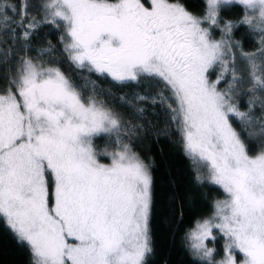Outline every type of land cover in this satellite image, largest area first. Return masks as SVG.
<instances>
[{
    "label": "snow or ice",
    "instance_id": "1",
    "mask_svg": "<svg viewBox=\"0 0 264 264\" xmlns=\"http://www.w3.org/2000/svg\"><path fill=\"white\" fill-rule=\"evenodd\" d=\"M230 2L204 0L196 15L179 0H35L37 19L28 0L19 7L0 0V217L26 242L33 264H145L152 251L148 165L123 142L116 114L54 66L50 44L29 55L41 23L62 27L63 51L80 69L164 83L185 154L224 193L210 217L191 222L189 249L201 264H264V0H235L245 13L238 23L262 34L256 51L240 52L253 93L246 111L233 102L243 83L234 55L241 45L230 38L237 22L220 25V6ZM10 39L26 42L22 55ZM113 132L102 163L93 138ZM255 140L261 146L251 153ZM213 230L225 240L222 254L207 246Z\"/></svg>",
    "mask_w": 264,
    "mask_h": 264
},
{
    "label": "trees",
    "instance_id": "2",
    "mask_svg": "<svg viewBox=\"0 0 264 264\" xmlns=\"http://www.w3.org/2000/svg\"><path fill=\"white\" fill-rule=\"evenodd\" d=\"M7 2L17 7L21 4V0ZM179 2L196 15H201L205 8L204 0ZM28 3L31 5L30 15L41 19L43 14L35 10V0H28ZM244 14L243 6L237 5L235 0L227 4L222 3L219 10L221 27L225 21L237 22L230 33V38L241 45L240 48L234 49V55L236 72L238 76L243 77V83L237 85L233 101L240 111L247 110L248 101L253 95L248 91L252 86L249 69L247 63L240 57V52L256 51L260 47L262 35L258 30L238 23ZM12 27L18 32L22 31L16 25ZM62 31V27L41 23L31 40L27 42L32 49L29 55L36 56L37 50L46 49L50 44L54 49L52 58L57 61L54 66L60 67L75 85L85 89L82 92L85 97L94 94L97 100L102 101L116 114L121 121L119 135L123 142L129 144L131 150L148 165L152 178L149 216L152 251L146 255L145 264H201L199 258L189 249L185 233L192 221L212 215L214 203L224 198V193L218 185L211 183L205 173L199 172L191 158L185 154L179 127L172 120V112L168 107L169 104L173 108L176 107L171 93L158 78L120 82L114 81L107 74L90 73L87 69L78 68L63 51ZM212 37L222 38L220 28L212 29ZM8 43L18 55L24 53L22 45L26 43L25 41L19 40L14 43L10 39ZM44 59L48 60L49 57L45 56ZM219 71V67L210 70L209 79L216 80ZM230 79L231 71L227 74V79L218 86L219 89L224 90L227 87V80ZM0 86H3V81H0ZM138 97L145 99L141 100ZM254 115H261L259 107L256 108ZM231 122L240 130L241 126L234 119ZM257 130L254 125L246 132L254 133ZM246 132H242V136H245ZM116 139V132L100 133L93 138V145L100 154L98 159L102 162L109 161V157L103 153L113 150ZM260 146L259 140H255L249 144V150L255 153L259 151ZM214 236L216 239L212 240L211 248L222 254L223 238L221 234ZM216 258L219 259V256ZM0 264H33L28 245L18 239L2 217H0Z\"/></svg>",
    "mask_w": 264,
    "mask_h": 264
},
{
    "label": "rangeland",
    "instance_id": "3",
    "mask_svg": "<svg viewBox=\"0 0 264 264\" xmlns=\"http://www.w3.org/2000/svg\"><path fill=\"white\" fill-rule=\"evenodd\" d=\"M205 26H207V25H205ZM213 38V37H212ZM214 40H220L219 38H213ZM211 80V79H210ZM134 152V151H133ZM100 160V159H99ZM101 162H102V160H100ZM109 162V161H108ZM108 162H102V163H108ZM223 199V198H222ZM218 200H220V199H218ZM215 234H219L216 230H213V235H215ZM222 236V235H221ZM222 238H223V236H222ZM211 242H212V240L211 239H209L208 241H207V246L208 247H212V245H211ZM224 243H225V240H224V238H223V246H224Z\"/></svg>",
    "mask_w": 264,
    "mask_h": 264
}]
</instances>
